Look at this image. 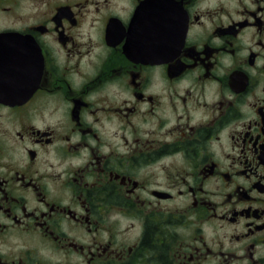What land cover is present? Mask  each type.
<instances>
[{
    "label": "flooded vegetation",
    "instance_id": "flooded-vegetation-1",
    "mask_svg": "<svg viewBox=\"0 0 264 264\" xmlns=\"http://www.w3.org/2000/svg\"><path fill=\"white\" fill-rule=\"evenodd\" d=\"M0 264H264V0H0Z\"/></svg>",
    "mask_w": 264,
    "mask_h": 264
}]
</instances>
